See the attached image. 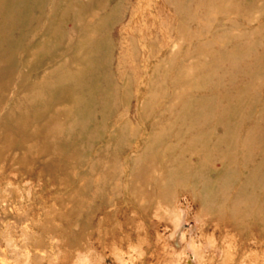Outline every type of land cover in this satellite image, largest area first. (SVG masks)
Instances as JSON below:
<instances>
[{
  "label": "rangeland",
  "instance_id": "1",
  "mask_svg": "<svg viewBox=\"0 0 264 264\" xmlns=\"http://www.w3.org/2000/svg\"><path fill=\"white\" fill-rule=\"evenodd\" d=\"M0 264H264V0H0Z\"/></svg>",
  "mask_w": 264,
  "mask_h": 264
}]
</instances>
